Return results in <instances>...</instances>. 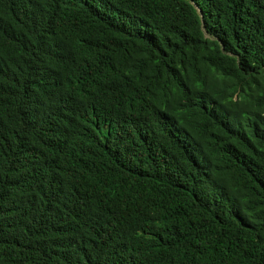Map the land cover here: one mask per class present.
I'll return each instance as SVG.
<instances>
[{"label":"trees","instance_id":"16d2710c","mask_svg":"<svg viewBox=\"0 0 264 264\" xmlns=\"http://www.w3.org/2000/svg\"><path fill=\"white\" fill-rule=\"evenodd\" d=\"M0 264H264V0H0Z\"/></svg>","mask_w":264,"mask_h":264}]
</instances>
